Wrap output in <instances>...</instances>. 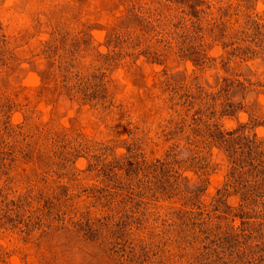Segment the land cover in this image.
<instances>
[{
  "label": "rangeland",
  "instance_id": "1",
  "mask_svg": "<svg viewBox=\"0 0 264 264\" xmlns=\"http://www.w3.org/2000/svg\"><path fill=\"white\" fill-rule=\"evenodd\" d=\"M241 136L264 0H0V264H264Z\"/></svg>",
  "mask_w": 264,
  "mask_h": 264
},
{
  "label": "trees",
  "instance_id": "2",
  "mask_svg": "<svg viewBox=\"0 0 264 264\" xmlns=\"http://www.w3.org/2000/svg\"><path fill=\"white\" fill-rule=\"evenodd\" d=\"M232 134H235V132H232ZM258 141L257 136H253V138L250 136H248V138L241 136L237 141L235 137L231 140H223V142L229 146L230 150L234 149L232 153L233 161L231 167L233 172V182L239 183L240 180L248 178L251 174L262 175L264 177V155L259 153L258 150L259 148L263 149L264 144H258ZM254 144L257 146H254ZM241 147H247V149H243L241 153H238L240 152ZM253 155H255V158L251 157Z\"/></svg>",
  "mask_w": 264,
  "mask_h": 264
}]
</instances>
